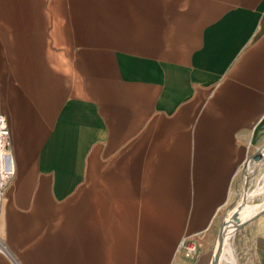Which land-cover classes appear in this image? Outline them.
I'll return each instance as SVG.
<instances>
[{"label":"crops","instance_id":"0c3cea01","mask_svg":"<svg viewBox=\"0 0 264 264\" xmlns=\"http://www.w3.org/2000/svg\"><path fill=\"white\" fill-rule=\"evenodd\" d=\"M0 110V264H211L264 143V0H0ZM233 238L264 264V209L220 264Z\"/></svg>","mask_w":264,"mask_h":264},{"label":"rangeland","instance_id":"374dc122","mask_svg":"<svg viewBox=\"0 0 264 264\" xmlns=\"http://www.w3.org/2000/svg\"><path fill=\"white\" fill-rule=\"evenodd\" d=\"M246 183V187L248 188V193H250L247 197H242V189L244 188ZM240 185L241 187L238 189V195L235 202H228L223 205L218 212L216 213L214 219V226H212L211 232L213 231V236L211 243L214 244L215 240V230L219 227L228 217L232 214V207L236 205L249 204V205H257L264 202V143L254 148L251 153L247 156L243 165L240 168ZM222 226V225H221ZM214 237V239H213ZM232 247L235 256V263L239 264L242 262L243 252L239 251L237 247L236 238L232 239ZM241 249V248H240ZM224 264H231L225 262Z\"/></svg>","mask_w":264,"mask_h":264},{"label":"built area","instance_id":"2783aa9c","mask_svg":"<svg viewBox=\"0 0 264 264\" xmlns=\"http://www.w3.org/2000/svg\"><path fill=\"white\" fill-rule=\"evenodd\" d=\"M10 139L9 129L5 115L0 110V206L2 203L4 188L13 174V168L11 166V155L9 150ZM6 155L7 160L4 161L3 156ZM0 249L5 250L3 242L0 238ZM198 239L195 235L183 236L178 245L177 251L187 259H193L198 254ZM181 264V263H173Z\"/></svg>","mask_w":264,"mask_h":264},{"label":"bare ground","instance_id":"6f19581e","mask_svg":"<svg viewBox=\"0 0 264 264\" xmlns=\"http://www.w3.org/2000/svg\"><path fill=\"white\" fill-rule=\"evenodd\" d=\"M0 152L3 153V151H1V150H0ZM3 158H4V161L7 160V162H8L6 155H4ZM262 208H264V202L257 204V205H249V204L248 205L247 204L239 205L238 207H236L235 211H232V214L228 217V220H225L223 222V224L220 228V232H219V235H221V237H222L220 249H216L214 256H213V259L215 257L218 258V264H220V259H221V256L223 254V249L225 247L224 243H225V240L227 239L228 235L230 233H232L235 229L243 226L251 217H253ZM254 209H256V211ZM241 211L249 212V213H251V215H248V216L244 217L243 219H240L239 213ZM231 224H233V225H231ZM213 259H212L211 264H213Z\"/></svg>","mask_w":264,"mask_h":264},{"label":"water","instance_id":"95a60500","mask_svg":"<svg viewBox=\"0 0 264 264\" xmlns=\"http://www.w3.org/2000/svg\"><path fill=\"white\" fill-rule=\"evenodd\" d=\"M246 186H247V185H246V183H245V186H244V188L242 189V197H243V198L247 197V196L250 194V193H248V188H247ZM235 209H236V205L233 207V211H235ZM262 209H264V208H262ZM262 209H260V210H262ZM260 210H259V211H260ZM259 211H258V212H259ZM258 212H257V213H258ZM257 213H256V214H257ZM256 214H255V215H256ZM255 215H254V216H255ZM251 218H252V217H251ZM251 218H250V219H251ZM250 219H249V220H250ZM247 222H248V221H247ZM247 222H246V223H247ZM246 223H245V224H246ZM241 227H242V226H241ZM239 228H240V227H239ZM217 241H218V242H217V249H220V244H221V242H222V237H221V235L218 236V240H217ZM213 264H218V258H217V257H215V258L213 259Z\"/></svg>","mask_w":264,"mask_h":264}]
</instances>
